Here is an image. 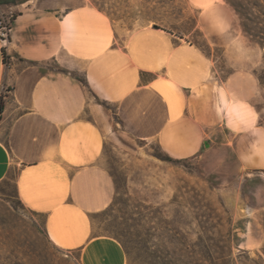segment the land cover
I'll return each instance as SVG.
<instances>
[{"label": "crops", "instance_id": "crops-1", "mask_svg": "<svg viewBox=\"0 0 264 264\" xmlns=\"http://www.w3.org/2000/svg\"><path fill=\"white\" fill-rule=\"evenodd\" d=\"M194 1H211L199 10L206 35L229 31L227 3ZM12 11L0 44V181L12 178L23 207L44 216L47 239L76 252L78 264H127L121 244L94 234L91 221L116 193L101 163L106 139L120 132L114 116L173 159L220 139L242 168H264L251 71L216 81L210 59L190 43L146 27L122 34L89 0L0 4V13Z\"/></svg>", "mask_w": 264, "mask_h": 264}, {"label": "rangeland", "instance_id": "rangeland-1", "mask_svg": "<svg viewBox=\"0 0 264 264\" xmlns=\"http://www.w3.org/2000/svg\"><path fill=\"white\" fill-rule=\"evenodd\" d=\"M228 1L229 31L206 35L199 10L211 1L89 0L122 34L146 27L199 51L197 45L207 43L209 55L201 52L210 59L216 81L237 68L251 71L260 86L252 107L264 126V0ZM16 14L12 11L13 18ZM113 123L120 132L106 139L101 163L116 193L111 206L92 217L94 234L118 238L127 247V264H222L215 260V246L223 229L230 231L233 262L245 255L264 262V168H242L220 139L197 156L160 161L152 155L161 150L158 144L139 140V129L126 127L117 116ZM12 195V182L0 185V264H78L76 252L47 239L43 217ZM202 246L210 249V258L198 253Z\"/></svg>", "mask_w": 264, "mask_h": 264}, {"label": "trees", "instance_id": "trees-1", "mask_svg": "<svg viewBox=\"0 0 264 264\" xmlns=\"http://www.w3.org/2000/svg\"><path fill=\"white\" fill-rule=\"evenodd\" d=\"M227 4H230V2L228 0H225ZM10 3H14V0H0V4H10ZM232 7H235L232 5ZM236 9V8H235ZM14 19V18H13ZM12 19V20H13ZM197 47L206 55L208 56V52L207 49L209 51V46L207 43H205L204 45H197ZM2 51V55H3V61H6V56H5V52L4 50ZM71 74L77 79L79 80L81 83L84 84V80L77 77L74 73L71 72ZM103 105H105L104 103H102ZM3 105H4V101L3 98H0V112H2L3 110ZM153 157H155L156 159L160 160V161H164V162H175V161H180L177 159H173L171 158L169 155H167L165 152H163L162 150H160L159 152H155L152 154ZM9 182H12L13 184V198L17 200V204L22 206L23 205L20 203L18 196H17V192H16V188H15V184L13 183L12 178L7 177L4 180L0 181V185H4V184H8ZM1 194L5 197L4 200L8 202V195L4 192H1ZM12 208V207H11ZM14 209V207L12 208ZM15 210V209H14ZM32 212V211H30ZM33 214L36 215H40L43 217V223H44V216L41 214H38L36 212H32ZM218 235V243L215 246L216 249H218V257L215 259H221L222 260V264H236L235 262H233L232 258H231V236H230V231L229 230H223L220 229L217 232ZM114 239H116L122 246L123 250L125 251L126 256L128 257V251H127V247L116 237H113ZM202 250H200V255H202L203 257H207L210 258V254L211 251L207 246H202ZM217 251V250H216ZM211 262V261H210ZM216 262V261H215ZM264 262L261 260H256L253 258H249L247 255L245 256H241L240 260H239V264H263ZM213 264H217V263H213Z\"/></svg>", "mask_w": 264, "mask_h": 264}, {"label": "built area", "instance_id": "built-area-1", "mask_svg": "<svg viewBox=\"0 0 264 264\" xmlns=\"http://www.w3.org/2000/svg\"><path fill=\"white\" fill-rule=\"evenodd\" d=\"M12 18V12L0 13V44L8 41Z\"/></svg>", "mask_w": 264, "mask_h": 264}, {"label": "water", "instance_id": "water-1", "mask_svg": "<svg viewBox=\"0 0 264 264\" xmlns=\"http://www.w3.org/2000/svg\"><path fill=\"white\" fill-rule=\"evenodd\" d=\"M156 27V26H155Z\"/></svg>", "mask_w": 264, "mask_h": 264}]
</instances>
